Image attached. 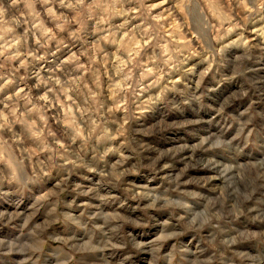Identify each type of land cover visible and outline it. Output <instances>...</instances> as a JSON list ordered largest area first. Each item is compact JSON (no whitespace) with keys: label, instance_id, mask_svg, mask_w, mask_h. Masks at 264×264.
Listing matches in <instances>:
<instances>
[{"label":"rangeland","instance_id":"374dc122","mask_svg":"<svg viewBox=\"0 0 264 264\" xmlns=\"http://www.w3.org/2000/svg\"><path fill=\"white\" fill-rule=\"evenodd\" d=\"M0 264H264V0H0Z\"/></svg>","mask_w":264,"mask_h":264}]
</instances>
